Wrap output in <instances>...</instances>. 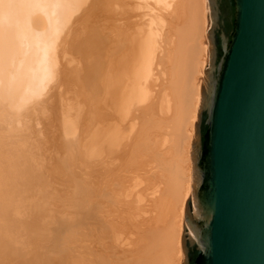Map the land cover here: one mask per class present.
I'll return each instance as SVG.
<instances>
[{
	"label": "bare ground",
	"instance_id": "bare-ground-1",
	"mask_svg": "<svg viewBox=\"0 0 264 264\" xmlns=\"http://www.w3.org/2000/svg\"><path fill=\"white\" fill-rule=\"evenodd\" d=\"M207 45L206 0H0V264H183Z\"/></svg>",
	"mask_w": 264,
	"mask_h": 264
},
{
	"label": "water",
	"instance_id": "water-1",
	"mask_svg": "<svg viewBox=\"0 0 264 264\" xmlns=\"http://www.w3.org/2000/svg\"><path fill=\"white\" fill-rule=\"evenodd\" d=\"M206 12L182 260L264 264V0H206Z\"/></svg>",
	"mask_w": 264,
	"mask_h": 264
},
{
	"label": "rangeland",
	"instance_id": "rangeland-1",
	"mask_svg": "<svg viewBox=\"0 0 264 264\" xmlns=\"http://www.w3.org/2000/svg\"><path fill=\"white\" fill-rule=\"evenodd\" d=\"M150 224V223H149ZM183 254H184V251H183Z\"/></svg>",
	"mask_w": 264,
	"mask_h": 264
}]
</instances>
